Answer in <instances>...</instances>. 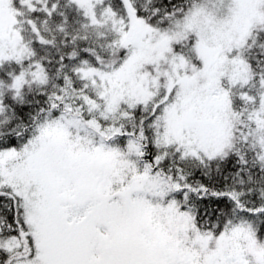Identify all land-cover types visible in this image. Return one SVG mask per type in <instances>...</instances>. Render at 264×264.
<instances>
[{"label": "snow or ice", "instance_id": "snow-or-ice-1", "mask_svg": "<svg viewBox=\"0 0 264 264\" xmlns=\"http://www.w3.org/2000/svg\"><path fill=\"white\" fill-rule=\"evenodd\" d=\"M0 264H264V0H0Z\"/></svg>", "mask_w": 264, "mask_h": 264}]
</instances>
